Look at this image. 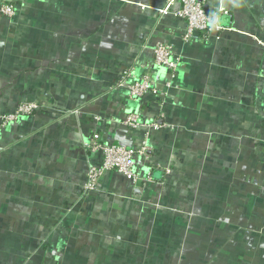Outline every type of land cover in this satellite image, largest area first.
I'll return each instance as SVG.
<instances>
[{
    "label": "crops",
    "instance_id": "0c3cea01",
    "mask_svg": "<svg viewBox=\"0 0 264 264\" xmlns=\"http://www.w3.org/2000/svg\"><path fill=\"white\" fill-rule=\"evenodd\" d=\"M5 1L0 112L40 109L0 134V264H264V0L205 1L224 13L205 40L184 38L179 1ZM157 42L180 62L165 119L114 88ZM132 112L161 126L136 161L152 181L108 173L84 194V143L131 147Z\"/></svg>",
    "mask_w": 264,
    "mask_h": 264
},
{
    "label": "built area",
    "instance_id": "2783aa9c",
    "mask_svg": "<svg viewBox=\"0 0 264 264\" xmlns=\"http://www.w3.org/2000/svg\"><path fill=\"white\" fill-rule=\"evenodd\" d=\"M173 1H179L181 9L178 15L186 22L184 38L190 39L191 35L197 31L202 39L209 38L213 32L219 31V19L223 13L222 9L205 12L204 6L207 0H168L165 8L159 13L164 15L168 11L169 5ZM16 5L5 0H0V15L8 19H15ZM152 70H143L133 64L124 68L117 76L114 83L115 89H124L127 95L138 101L149 100L158 107L159 116L165 119V97L171 88L178 72L180 62L172 45L157 42L153 46ZM161 72L163 79L159 80L156 73ZM39 105L34 101L19 103L13 111L8 113L0 112V134L4 130H9L13 125L26 121L33 114L38 112ZM100 120L101 118H97ZM121 124L132 133L133 144L131 147L115 145L102 142L98 134H94L91 143H84V147L92 153L100 155L98 164H89L87 167V179L82 187L84 194H89L97 189L102 178L108 173H114L127 179L131 185L149 183L152 181L151 173H147L145 178H141L137 173L136 161L147 156L149 148L150 132L158 131L161 126L156 122L144 121L138 113H128ZM163 126H166L162 123ZM140 133V136L135 137Z\"/></svg>",
    "mask_w": 264,
    "mask_h": 264
},
{
    "label": "trees",
    "instance_id": "16d2710c",
    "mask_svg": "<svg viewBox=\"0 0 264 264\" xmlns=\"http://www.w3.org/2000/svg\"><path fill=\"white\" fill-rule=\"evenodd\" d=\"M111 144H113V143L111 142ZM152 174H151V176H152ZM180 264H195V259L187 257V258L181 259Z\"/></svg>",
    "mask_w": 264,
    "mask_h": 264
},
{
    "label": "water",
    "instance_id": "95a60500",
    "mask_svg": "<svg viewBox=\"0 0 264 264\" xmlns=\"http://www.w3.org/2000/svg\"><path fill=\"white\" fill-rule=\"evenodd\" d=\"M199 1H200V0H199ZM204 10H205L206 13L208 12V8H207V6H204ZM197 33H198V32L195 31L193 34L196 35Z\"/></svg>",
    "mask_w": 264,
    "mask_h": 264
},
{
    "label": "rangeland",
    "instance_id": "374dc122",
    "mask_svg": "<svg viewBox=\"0 0 264 264\" xmlns=\"http://www.w3.org/2000/svg\"><path fill=\"white\" fill-rule=\"evenodd\" d=\"M26 102H29V101H26ZM33 115H34V114H33ZM33 115H32V116H33ZM32 116H31V117H32ZM31 117H29V119H30ZM29 119H28V120H29ZM26 121H27V120H26Z\"/></svg>",
    "mask_w": 264,
    "mask_h": 264
}]
</instances>
